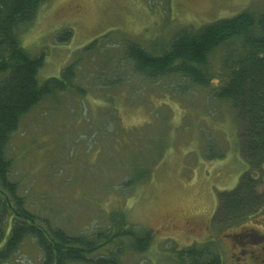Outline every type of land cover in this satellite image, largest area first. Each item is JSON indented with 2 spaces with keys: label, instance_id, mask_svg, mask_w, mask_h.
Returning a JSON list of instances; mask_svg holds the SVG:
<instances>
[{
  "label": "rangeland",
  "instance_id": "rangeland-1",
  "mask_svg": "<svg viewBox=\"0 0 264 264\" xmlns=\"http://www.w3.org/2000/svg\"><path fill=\"white\" fill-rule=\"evenodd\" d=\"M243 10L264 11V0L41 4L19 35L21 46L32 55L43 52L39 81L59 77L78 61L75 84L83 95L73 90L43 98L9 137L10 178L32 210L74 234L105 226L114 211L136 231L150 230L146 252H124L121 264H179L176 249L207 243L222 264H251L249 253L264 246V238L253 243L254 233L264 236V210L223 230L212 224L218 193L233 189L247 169L233 109L213 99L209 87L177 77L144 81L122 57L125 43L160 54L178 31ZM65 30L71 38L59 42ZM94 40L98 44L78 60L80 49ZM219 62L217 51L209 64L215 76L222 73ZM118 78L122 84L101 82ZM218 83L214 79L211 86ZM145 173L143 181L125 184ZM261 183L264 196V177ZM39 263V250L27 239L5 264Z\"/></svg>",
  "mask_w": 264,
  "mask_h": 264
},
{
  "label": "trees",
  "instance_id": "trees-1",
  "mask_svg": "<svg viewBox=\"0 0 264 264\" xmlns=\"http://www.w3.org/2000/svg\"><path fill=\"white\" fill-rule=\"evenodd\" d=\"M46 1L0 0V264L12 260L27 239L39 250V264H121L124 252H146L152 243L150 230L136 231L122 213L114 211L105 226L90 233H69L35 213L10 178L11 161L5 150L21 118L55 93L74 90L83 95V88L75 84L78 61L67 64L59 77L39 81L43 52L32 55L21 46L20 33ZM70 38L67 30L57 36L59 42ZM97 44L94 40L80 49L77 59ZM123 47V60L142 80L177 77L191 86L209 87L213 99L233 109L240 156L247 169L233 189L218 193L212 224L223 230L263 211L264 196L258 187L264 177V11L243 10L197 29H182L160 54L130 42ZM217 51L222 73L215 76L209 64ZM214 79L219 83L212 87ZM101 82L105 86L123 83L120 78ZM146 178V173L140 174L125 184L133 186ZM210 246L192 244L176 249L175 255L179 264H222Z\"/></svg>",
  "mask_w": 264,
  "mask_h": 264
},
{
  "label": "flooded vegetation",
  "instance_id": "flooded-vegetation-1",
  "mask_svg": "<svg viewBox=\"0 0 264 264\" xmlns=\"http://www.w3.org/2000/svg\"><path fill=\"white\" fill-rule=\"evenodd\" d=\"M244 235L245 236L248 235V237L256 236L257 239L253 242L254 244H260V242L259 243H257V242L264 238V236L258 235L256 233H254L253 236L251 233L250 234L245 233ZM241 244H243V243H241ZM240 249H241L240 250L241 253L243 252V250H245L242 248H240ZM249 254L251 255V258H250L251 264H264V246H262V248H260V252L258 254H256L254 251H251ZM239 257H236L237 261L240 259Z\"/></svg>",
  "mask_w": 264,
  "mask_h": 264
}]
</instances>
